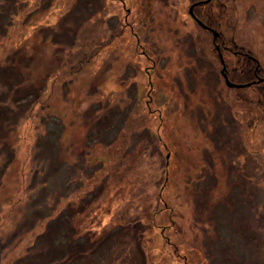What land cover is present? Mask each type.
<instances>
[{
	"label": "rangeland",
	"instance_id": "374dc122",
	"mask_svg": "<svg viewBox=\"0 0 264 264\" xmlns=\"http://www.w3.org/2000/svg\"><path fill=\"white\" fill-rule=\"evenodd\" d=\"M229 1L264 70V0ZM187 8L0 0V264H264V97Z\"/></svg>",
	"mask_w": 264,
	"mask_h": 264
},
{
	"label": "flooded vegetation",
	"instance_id": "af4514ba",
	"mask_svg": "<svg viewBox=\"0 0 264 264\" xmlns=\"http://www.w3.org/2000/svg\"><path fill=\"white\" fill-rule=\"evenodd\" d=\"M187 14L199 29L208 34L211 39V46L215 53V59L221 64L220 75L226 87L230 90H240L244 88H256L261 97H264V70L259 58L252 54V51L245 45L238 44L235 38L239 25L236 23L234 15L224 16L219 13L227 11L230 2L222 0L220 9L217 0H187ZM217 4L215 12L209 14V5ZM190 7L195 15L190 14ZM213 7V6H212ZM218 10V11H217ZM238 59V64L230 65L227 59ZM231 85L226 81V77ZM227 89V90H228ZM233 103V101H232ZM264 112V105H263Z\"/></svg>",
	"mask_w": 264,
	"mask_h": 264
},
{
	"label": "water",
	"instance_id": "95a60500",
	"mask_svg": "<svg viewBox=\"0 0 264 264\" xmlns=\"http://www.w3.org/2000/svg\"><path fill=\"white\" fill-rule=\"evenodd\" d=\"M190 14H191L192 16H194V17H195V15H194V13H193V11H192V7H190ZM223 73H224V76L226 77V74H225V72H223ZM226 81L228 82V84H229V85H231V84L229 83V81H228L227 77H226Z\"/></svg>",
	"mask_w": 264,
	"mask_h": 264
}]
</instances>
